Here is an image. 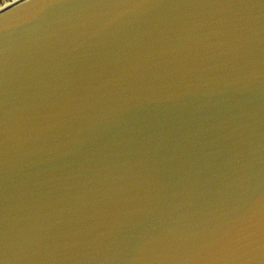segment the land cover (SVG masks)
Masks as SVG:
<instances>
[{"label":"water","instance_id":"1","mask_svg":"<svg viewBox=\"0 0 264 264\" xmlns=\"http://www.w3.org/2000/svg\"><path fill=\"white\" fill-rule=\"evenodd\" d=\"M5 232L0 264H264V0L0 11Z\"/></svg>","mask_w":264,"mask_h":264},{"label":"snow or ice","instance_id":"2","mask_svg":"<svg viewBox=\"0 0 264 264\" xmlns=\"http://www.w3.org/2000/svg\"><path fill=\"white\" fill-rule=\"evenodd\" d=\"M0 249H2L5 253H7L9 250V241H8L7 232H5L4 236L0 238Z\"/></svg>","mask_w":264,"mask_h":264},{"label":"rangeland","instance_id":"3","mask_svg":"<svg viewBox=\"0 0 264 264\" xmlns=\"http://www.w3.org/2000/svg\"><path fill=\"white\" fill-rule=\"evenodd\" d=\"M7 1L9 2L8 5H12V4L16 3L19 0H7ZM2 2H3V0H0V5L2 4Z\"/></svg>","mask_w":264,"mask_h":264},{"label":"bare ground","instance_id":"4","mask_svg":"<svg viewBox=\"0 0 264 264\" xmlns=\"http://www.w3.org/2000/svg\"><path fill=\"white\" fill-rule=\"evenodd\" d=\"M20 1H22V0H19V1H17L16 3L20 2ZM16 3H14V4H12V5H7L6 7H0V11H3V10H5V9H7V8H9V7L15 5Z\"/></svg>","mask_w":264,"mask_h":264},{"label":"crops","instance_id":"5","mask_svg":"<svg viewBox=\"0 0 264 264\" xmlns=\"http://www.w3.org/2000/svg\"><path fill=\"white\" fill-rule=\"evenodd\" d=\"M8 1L7 0H3L2 4L0 5V7H6L8 5Z\"/></svg>","mask_w":264,"mask_h":264}]
</instances>
